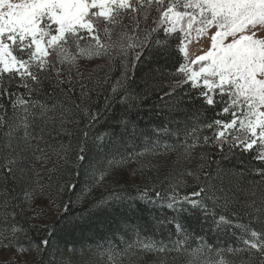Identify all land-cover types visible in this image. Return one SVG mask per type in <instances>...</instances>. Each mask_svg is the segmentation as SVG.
I'll list each match as a JSON object with an SVG mask.
<instances>
[{
	"label": "trees",
	"instance_id": "trees-1",
	"mask_svg": "<svg viewBox=\"0 0 264 264\" xmlns=\"http://www.w3.org/2000/svg\"><path fill=\"white\" fill-rule=\"evenodd\" d=\"M172 6L93 14L44 65L11 46L27 69L0 73V240L29 264H264V146L220 135L228 91L179 77Z\"/></svg>",
	"mask_w": 264,
	"mask_h": 264
},
{
	"label": "rangeland",
	"instance_id": "rangeland-1",
	"mask_svg": "<svg viewBox=\"0 0 264 264\" xmlns=\"http://www.w3.org/2000/svg\"><path fill=\"white\" fill-rule=\"evenodd\" d=\"M128 3L129 0H0V73L26 72V63L12 55V45L23 50L30 44L33 63L44 65L48 52L66 34L81 30L93 38L90 16L110 18L128 9ZM171 3L164 21L169 33L182 37L179 51L184 60L179 77L209 93L228 91L236 117L220 135L244 133L252 143L264 146V0ZM87 11L89 15L85 16ZM52 25L56 26L55 34H51ZM148 251L150 248L144 247L136 250L143 259ZM114 254L112 251L106 258L100 254L98 263L90 260L87 264H115L118 257ZM0 261L29 264L32 254L9 245L3 238Z\"/></svg>",
	"mask_w": 264,
	"mask_h": 264
}]
</instances>
